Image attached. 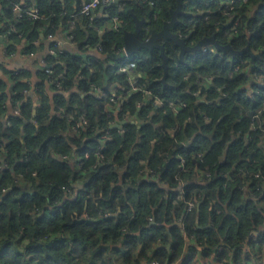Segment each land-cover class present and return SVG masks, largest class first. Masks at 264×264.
I'll list each match as a JSON object with an SVG mask.
<instances>
[{
	"label": "trees",
	"instance_id": "trees-1",
	"mask_svg": "<svg viewBox=\"0 0 264 264\" xmlns=\"http://www.w3.org/2000/svg\"><path fill=\"white\" fill-rule=\"evenodd\" d=\"M35 1L38 19L20 0H0L2 6H18L20 12L14 21L10 10L0 11V25L6 22L0 26V35L11 40L19 35L33 39L41 27L54 28L60 19L64 28L72 30L70 37L75 33L74 42L82 43L84 33L80 36L79 26L87 25L89 19L72 17L82 2L69 8L60 0ZM196 1L197 7L218 13L209 22L200 17H180L174 32L185 33L188 46L216 36L220 44L235 51L249 45L255 59L248 54L233 57L209 52L187 55L182 62L178 47L160 41L169 57L165 85L159 51H141L133 56L134 72L143 74L139 87L150 91L154 99L173 105L157 107L153 98L145 100L141 93L132 94L130 103L123 102L122 114L135 113L136 102L144 103L137 113L140 125L128 123L125 135L112 132L113 141L103 152L105 162L98 163L94 155L99 137L95 123L88 130L89 120L95 122L101 111L100 100L89 85L107 90L117 83L127 91L129 77L118 73L124 58L107 64L116 50L123 48L124 31L135 28L129 12L147 23L154 12H159L157 23L144 26L140 35L143 41L151 30H161L163 22L171 19L177 0H155V8L153 0H124L121 9L112 6L110 14L123 18L126 25L100 39L97 33L87 36L82 44L101 45L104 56L88 59L89 67L83 66L81 57L68 52L58 55L53 74L47 77L48 81L59 80L58 90L53 88L69 92L74 87L86 92L84 98L75 95L69 102L56 101L64 110L60 118L49 119L50 105L42 85L41 104L34 119L31 100L23 102L19 95L16 97L21 102V115L11 118L9 125L0 121V264H198L200 260L205 264L206 259L212 264H259L260 257H255L264 253L259 248L264 245V129L259 124L264 113V85H255L256 93L250 97L243 89L250 81L248 73L237 72L236 63L242 70L252 67L264 78V0H251L250 6L240 9L242 24L234 37L227 36L226 30L218 31L222 27L217 23L226 19L219 16V0H192ZM138 4L146 5L142 12L134 7ZM99 21L103 25L105 19ZM105 74L109 77L107 85ZM5 102L1 95L0 115ZM174 106L181 110H174ZM108 116L105 113L102 117L103 128ZM82 118L87 126L72 132ZM168 132L170 139L164 138ZM87 148L94 151L85 159ZM72 149L77 150V158L82 157L83 168H78L79 160H70ZM44 153L62 170L60 175L45 174L40 168ZM181 157L187 162L186 168L197 170L184 172ZM148 171H154L157 178ZM190 201L200 203L198 224L195 210L185 212ZM179 219L185 234L198 239L187 247V254L182 228L177 226ZM170 245L172 253L167 250Z\"/></svg>",
	"mask_w": 264,
	"mask_h": 264
},
{
	"label": "crops",
	"instance_id": "crops-1",
	"mask_svg": "<svg viewBox=\"0 0 264 264\" xmlns=\"http://www.w3.org/2000/svg\"><path fill=\"white\" fill-rule=\"evenodd\" d=\"M62 4L65 5H75L77 6L78 2H82L81 5L86 1V0H60ZM124 0H121V2L116 3L118 9L122 8L121 3ZM20 4L22 5H27L30 8V12H34L35 9H37V2L34 0L28 2L27 0H20ZM80 5V6H81ZM21 6V5H19ZM14 7V6H13ZM23 6H21L22 8ZM112 7V6H111ZM107 7L102 8L99 10V14L95 15V18L92 20H88L87 25L80 23L79 26V31H81L79 34L81 36L82 33H84V39L82 40V43L87 39V36L97 33V38H101L106 32L102 31L101 25L99 24V20L103 19L104 15L108 16L110 12V8ZM10 10L13 15H14V21L17 20V17L19 16L20 12L14 7H8V5H1L0 4V11L2 10ZM75 11V10H74ZM71 13V12H70ZM73 13V12H72ZM11 21H8L10 23ZM48 25L50 23H47ZM6 22L2 23L0 26H5ZM51 25V24H50ZM60 29L67 37H70V33H72V30L69 31L64 28L63 23L58 19L55 23L54 28H48L47 25L44 27H41L38 31V34L35 38L33 39H28V37H23L20 38L18 37L16 40H11L9 37L0 35V96L4 95L6 98V102L3 105V113L0 115V121L5 124L9 125L10 124V119L14 117H18L21 115L20 113V105L21 102L16 100V97L19 95L21 98V101L26 102L28 100H31L32 106H33V119L36 116V108L41 104V99H40V85L45 87V95L47 96L50 109H49V119L53 120L55 118H60L64 114V110L60 109L59 104L56 103V101H60L62 103L64 102H69L71 98L75 95L78 97L84 98L86 97V92H82L81 90L77 88H72L71 91L69 92H57L58 88L54 85V82L56 81H48L47 77L51 76L46 72V68H54L56 63L59 61V56L54 54V48L56 45H61L58 46V52L59 51H65L73 56L76 57H81L83 61H85L83 66L89 67L88 59L90 58H104L102 53L98 50L97 46L92 47L87 44H80L74 42V39L68 40L67 41V46H63L64 42L63 41H57V40H52L50 39V36H52L54 33H56V30ZM81 29V30H80ZM95 29V31H94ZM88 30V32H87ZM86 34V35H85ZM72 36V35H71ZM217 40V39H216ZM62 49V50H61ZM75 49V51H73ZM95 49V51H93ZM100 53V54H99ZM115 54V53H114ZM260 57V55H259ZM54 59V62H53ZM56 60V63H55ZM115 59H109L108 61V66L112 65V62ZM254 60V59H253ZM235 63V62H234ZM253 64V61H252ZM248 73V76L250 78V81L244 86L243 89H245L250 97H254L256 93V89H254V86L257 85L259 87H263L264 85V78L256 72L252 67H248L247 69H243ZM106 75V74H105ZM138 73H133L132 75H128L130 82H132V79L139 77ZM79 78L81 76L79 75ZM109 81V77H108ZM105 83V77H104V85L108 84ZM210 84V83H209ZM21 85V86H20ZM119 84L116 83V86ZM20 86L21 92L17 91V88ZM53 86L55 88H53ZM119 87H121L119 85ZM209 87V86H207ZM258 88V87H257ZM19 89V88H18ZM89 90L92 92V89L90 88L89 85ZM107 90L105 87L98 86V91L96 92L97 98L102 97V93H105ZM28 94H26V93ZM71 93H74L72 95ZM128 99V97H127ZM126 99V100H127ZM100 100V99H99ZM17 101V102H16ZM101 104V111L98 113V117L96 116L95 120V126L99 125V127L96 126L97 130H100L103 128L102 126V117L104 116L105 113L111 114L112 120L114 122V127L115 129H118L119 121L122 120L124 124H132L134 122V125H140V123L137 120V113L130 114H122L123 113V105L121 107V111H119V105L117 104H108L102 102L100 100ZM127 104V103H126ZM157 107H160L159 105H156ZM177 110H180L179 107H175ZM35 113V114H34ZM34 125H36V122L33 121ZM48 121V123L50 122ZM31 122L26 121L25 124H30ZM259 124L262 126L264 129V113L259 117ZM24 128V127H23ZM71 131V130H70ZM97 143L99 146H107V142H100ZM262 145L264 146V132L262 135V140H261ZM47 151V149H45ZM77 150L72 149L70 152V160L72 162H76L80 158H77L78 155L76 154ZM2 160V159H1ZM0 160V162H1ZM55 163L54 161H51ZM120 172H123V168H118ZM180 191L182 190V187L180 186ZM185 241V240H184ZM191 245L189 241H185V247L184 251L187 250V247ZM181 261L176 262L175 264H180ZM198 264H204L202 260H200V263ZM214 264V263H213Z\"/></svg>",
	"mask_w": 264,
	"mask_h": 264
},
{
	"label": "built area",
	"instance_id": "built-area-1",
	"mask_svg": "<svg viewBox=\"0 0 264 264\" xmlns=\"http://www.w3.org/2000/svg\"><path fill=\"white\" fill-rule=\"evenodd\" d=\"M117 1L118 0H114V2H113V0H101V2L104 3V7L99 8V10H101L102 8L106 9L107 7L114 6ZM208 1L213 3V0H208ZM89 2H91V0L85 1L82 5L80 11L78 12V14H75L72 17L75 18V16L80 15V16L87 17L89 20H91V19L93 20L95 18V16H92L90 14L86 15L84 13V6ZM197 2H199V1H196L195 3H193L191 0L190 2H186L184 4L183 11L186 13L187 16H191L192 18L200 17V19L203 20L204 22H209L212 19V15L216 12L218 13L217 10H214L211 8L201 9V8L197 7ZM250 3H251V0H219L218 4H219V7L221 9L220 10L221 14L219 16H222L223 18L225 17L226 19L223 23H221V21H219L217 23V25L222 27V30L220 28H218V31L221 32L223 30H226V33L228 34L227 36H230V37L236 36L239 33L240 28H241V24H242V15L240 14V9H242L244 7L246 8V6H250ZM151 5H153V3ZM258 5H261V3L260 2L256 3V7H258ZM16 9L19 10V7L17 6ZM254 9H256V8H254ZM88 11H89V13H91L92 10L89 9ZM253 13H254V10H252L250 12V14H252V15H253ZM31 16L34 19H38L40 16V13L38 10H35L31 14ZM158 16H159V12H154V14H152V17L149 19L148 23H150V24L157 23L158 22ZM103 19H105V21H104L103 25H101V29L104 32H111V31L112 32H118V31L123 30L124 26L126 25V21L123 18H121L118 15H111L110 12H109L108 16L104 15ZM196 20L195 21L192 20L191 23L196 22ZM247 26H248V24H247ZM248 33H250V31ZM175 34H177L180 38H183L184 40L188 39L187 35L185 33L178 32ZM19 37L21 38L22 35H19ZM58 46L61 47V45H59V44L56 45L54 48V51H53L54 54L55 55L64 54L65 51H59L58 52ZM97 48L102 53V46L98 45ZM209 52L217 54V55L221 54V53H218L216 50H214V48L211 46H204L200 52L195 53V54H190L189 56H193V57L194 56H201V55L207 54ZM114 55L119 56L120 59L124 58V65L118 68L119 74L132 75L133 73H135L132 58H130L126 54L124 46L122 49H117ZM236 71L237 72H239V71L243 72L244 70L240 69V67L236 63ZM46 72L49 75H52L53 69L52 68H50V69L46 68ZM138 76L139 77L132 79V82H130V88L127 91H125V88H122V87H119V85L116 86V84H113L109 88H107V91L105 93H102V97H98V98L100 100H102V102L108 103L111 105L117 104L119 101V104H118L119 105V111L122 110L121 107L123 105V102H129L131 95L134 93H141L145 100L152 99L153 97H152L151 92L139 87V85H138L139 80L143 76V74L140 73ZM209 80L211 81L212 78L209 77ZM54 85L57 88H59L60 87L59 80H56L54 82ZM90 88L92 89V93H94V94H96V92L98 91L97 85L90 84ZM123 91H125L124 92L125 94L123 93ZM210 91H211V89H210ZM24 93H26V92H24ZM26 94H28V93H26ZM196 95L198 96L199 94H196ZM221 95L223 97L227 96L226 93H223ZM127 97H128V99H127ZM200 99H202L203 102H207L205 98H200ZM153 103L155 105H159L162 107L165 104H168L170 106L173 105V103L169 102L168 100L159 99V98H155ZM143 104L144 103H142V102H136V107L139 106V107H137L139 111L142 109ZM181 105L182 104H180V106ZM180 106H174L173 108H174V110L179 111L175 107H179V109L181 110ZM183 106H185V105H183ZM262 112H264V107L262 109ZM108 115H109L108 116L109 121H108L107 127L98 130L99 137H98V140L96 141L97 143H99L98 141H100V142H107V141L112 142L113 141V137H112L113 131H117V133L120 135H125V133H126V131H125L126 124H124V122H122V120H121V121H119L120 126L118 127V129H115L111 114H108ZM187 121L188 122L191 121V118L189 117ZM87 124H88L87 120L85 118H82L77 124L74 125V127L71 130H72V132H75V133L80 132L81 128L82 129L85 128L87 126ZM255 129L256 128L254 127V130ZM97 146H98V148L95 151L92 148H87V151L85 152L84 158L86 159L89 156H91V153L94 151V155L97 159V162L103 163V162H105L103 152L105 150H107L108 146H106V145L105 146L97 145ZM63 157L65 158V156H63ZM198 157L201 158V155H199ZM82 161H83V159L81 157L79 159L78 168H83ZM181 163L183 165V171L184 172H188V171L191 172V171L197 170V168H194L192 166H190L189 168H186L187 162L182 157H181ZM40 168L43 169L45 174H48V175H60V173L62 171L56 164H54L53 162L50 161L47 153H44L41 160H40ZM148 173L151 175L152 178H157L156 173L154 171H150V172L148 171ZM34 175H38V172H35ZM206 176L210 177V174L209 175L206 174ZM256 177L259 178V175H257ZM262 188H264L263 183H262ZM63 189H67V188L64 187ZM195 206H196L195 202H192V201L188 202L187 203V212L194 211ZM127 230L128 229L126 228L123 230V232L126 233ZM190 241H192V242L194 241L192 237H191ZM169 250L172 251L171 248H169ZM151 264H160V263L153 261ZM205 264H212V262L209 260V261H206Z\"/></svg>",
	"mask_w": 264,
	"mask_h": 264
},
{
	"label": "water",
	"instance_id": "water-1",
	"mask_svg": "<svg viewBox=\"0 0 264 264\" xmlns=\"http://www.w3.org/2000/svg\"><path fill=\"white\" fill-rule=\"evenodd\" d=\"M191 0H177V6L174 10H171V19L169 21L163 22V27L161 31L152 30L149 37L145 40L140 39V35L143 32L144 26H146L147 20L146 19H139L132 12H129L133 18L135 23V28L133 31H124L123 34V42L126 54L133 58L135 55H139L141 51H145L148 53H152L154 50L160 52L162 57L163 69H164V77L162 78V83L165 85L167 84V78L169 75V57L165 53V46L160 44V41H170L176 47L179 48V57L180 60L183 62L185 57L190 54H195L201 51L204 46H211L216 50L218 53L226 54L230 53L231 56L236 57L244 54H248L255 59V56L250 53V46L248 45L242 51H235L230 45H222L216 40V36L205 38L198 42L194 46H188L186 44V40L180 38L177 34L171 32L172 27L179 22V18L186 16V13L183 11L184 4L186 2H190ZM121 2L118 0L116 3ZM111 58V56H110ZM113 59H120L119 56L112 55ZM108 81V76L105 75V83ZM35 114V113H34ZM136 122L132 123L135 124Z\"/></svg>",
	"mask_w": 264,
	"mask_h": 264
},
{
	"label": "clouds",
	"instance_id": "clouds-1",
	"mask_svg": "<svg viewBox=\"0 0 264 264\" xmlns=\"http://www.w3.org/2000/svg\"><path fill=\"white\" fill-rule=\"evenodd\" d=\"M113 2H114V0H113ZM144 6H146V5H134V7H137V9L139 10V11H143V7ZM158 6V4H156V2H155V0H153V5H152V7L153 8H155V7H157ZM66 7H69V8H74L75 7V5H67ZM101 7H104V3H102L101 2V0H91V2H89V3H87L85 6H84V13L86 14V15H88V14H90V15H92V16H95V15H98L99 14V12H98V10H99V8H101ZM89 9H91L92 11H91V13H89ZM94 31H95V29H94ZM74 37H75V33L73 34V36L72 37H67L60 29H57L56 30V33H54L51 37H50V39H52V40H57V41H63L64 42V45L63 46H67V41L68 40H71V39H74ZM62 50V49H61ZM73 51H75V49H73ZM93 51H95V49H93ZM137 107H139V106H137ZM95 122L94 121H92V120H89V131L91 130V127H92V125L94 124ZM97 127H99V125H96ZM174 130V129H173ZM164 138H166V139H170L171 138V132H168L167 134H166V136L164 137ZM259 264H264V258H262L260 261H259Z\"/></svg>",
	"mask_w": 264,
	"mask_h": 264
},
{
	"label": "flooded vegetation",
	"instance_id": "flooded-vegetation-1",
	"mask_svg": "<svg viewBox=\"0 0 264 264\" xmlns=\"http://www.w3.org/2000/svg\"><path fill=\"white\" fill-rule=\"evenodd\" d=\"M180 24V18H179V22L177 23V24H175L173 27H172V29H171V32H173V33H175L174 32V30H175V28L178 26ZM155 30V29H154ZM162 30V29H161ZM161 30H156V31H161ZM152 31V30H151ZM160 43V42H159ZM161 44V43H160ZM227 54H230V53H227ZM231 55V54H230ZM127 103H130V99H129V102H127ZM155 105V104H154ZM136 108V109H135ZM134 111L136 112V113H138V112H140L139 110H138V108L136 107V104H135V106H134ZM129 112V111H128ZM136 113H134V114H136ZM130 114H132L131 112H130ZM199 209H200V203H197L196 202V209H195V212H196V214H197V224H198V222H199V219H198V213H199ZM187 211V209L185 210V212ZM178 222H180V224H177V226L178 227H180V228H182L180 231H181V233H182V237H183V239L185 240V241H189L190 243H196L197 241H198V239H197V237H195L194 235H192V236H187V235H185V232H184V230H183V227H182V224H181V219H179L178 220ZM210 226H212V224L210 223ZM191 237L193 238V242L192 241H190V239H191ZM169 248H171L172 249V251H173V246H171L170 245V247H167V250H168V252L169 253H172V251H170L169 250ZM221 249V248H220ZM222 251V250H221ZM220 251V252H221ZM187 250H185V253L187 254ZM184 258V256L182 255V258H181V260Z\"/></svg>",
	"mask_w": 264,
	"mask_h": 264
},
{
	"label": "rangeland",
	"instance_id": "rangeland-1",
	"mask_svg": "<svg viewBox=\"0 0 264 264\" xmlns=\"http://www.w3.org/2000/svg\"><path fill=\"white\" fill-rule=\"evenodd\" d=\"M194 3H195V2H194ZM243 72H245V71H243ZM206 89H207V90H210L209 87L207 88V86H206ZM199 101L202 102V103H207V102H203L202 99H199ZM208 103H210V102H208ZM118 104H119V101H118L117 105H118ZM180 160H181V158H180ZM153 179H155V178H153ZM200 179H201V178H200ZM195 209H196V206H195ZM218 211H221V210H218ZM151 221H152V220H151ZM152 222H153V221H152ZM177 224H180V222H177ZM167 247H169V246H167ZM259 248H260V249H264V245H263V246H259ZM259 257H260V260H261L262 258H264V253H263V254L261 253L260 255L256 256V257H255V258H256L255 260H257V259L259 260ZM260 260H259V261H260ZM206 261H209V259H206ZM258 263H259V262H258Z\"/></svg>",
	"mask_w": 264,
	"mask_h": 264
}]
</instances>
